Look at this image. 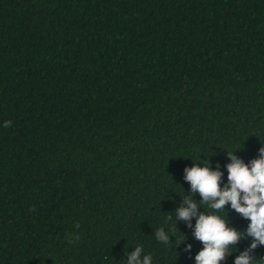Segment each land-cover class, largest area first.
<instances>
[{"label":"trees","instance_id":"trees-1","mask_svg":"<svg viewBox=\"0 0 264 264\" xmlns=\"http://www.w3.org/2000/svg\"><path fill=\"white\" fill-rule=\"evenodd\" d=\"M261 147L264 0H0V264H195L184 168Z\"/></svg>","mask_w":264,"mask_h":264},{"label":"clouds","instance_id":"clouds-1","mask_svg":"<svg viewBox=\"0 0 264 264\" xmlns=\"http://www.w3.org/2000/svg\"><path fill=\"white\" fill-rule=\"evenodd\" d=\"M11 125L9 120L3 126L8 128ZM234 153L227 152L230 162L225 165L228 176L223 187L220 166L213 169L209 160L202 167L194 162L191 167L184 168V180L190 185L191 194L176 208L175 217L176 221H184L192 229L195 239L203 245L194 257L195 264H221L231 254L229 247H236L239 241L248 237L252 238L249 247L235 257L233 264H255L252 253L258 246H264V147L259 149L258 157L248 163ZM197 193L202 198L200 201L212 210L225 209L230 204L232 210L249 221L246 232L229 226L219 215L200 212L201 207L193 199ZM154 235L159 242L170 243V236L164 228L156 229ZM191 248L192 245L187 244L184 250L190 252ZM126 255L127 264H152V256L144 255L142 246H136Z\"/></svg>","mask_w":264,"mask_h":264}]
</instances>
